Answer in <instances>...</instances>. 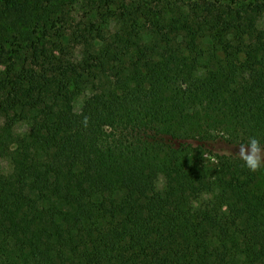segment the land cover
I'll return each mask as SVG.
<instances>
[{"label":"trees","instance_id":"1","mask_svg":"<svg viewBox=\"0 0 264 264\" xmlns=\"http://www.w3.org/2000/svg\"><path fill=\"white\" fill-rule=\"evenodd\" d=\"M263 13L0 0V264H264Z\"/></svg>","mask_w":264,"mask_h":264},{"label":"rangeland","instance_id":"2","mask_svg":"<svg viewBox=\"0 0 264 264\" xmlns=\"http://www.w3.org/2000/svg\"><path fill=\"white\" fill-rule=\"evenodd\" d=\"M152 1V0H150ZM156 1V0H153ZM158 1V0H157ZM213 1V0H211ZM264 1V0H263ZM83 6V7H82ZM85 3L82 2H76V8L73 9L74 11H77L76 14H79L75 20L78 22L81 20L82 16L85 14H88V9ZM214 18L216 21H219V15L216 13L214 14ZM108 30L111 28V25H107ZM258 28L264 29V13L260 17L259 23H258ZM76 57L79 59V50L76 52ZM11 96V92L7 89L0 90V102L8 99ZM84 94L80 95L77 98L75 108L79 109L82 104V100L84 98ZM26 126L24 124H19L16 126V132L18 134H22L25 132ZM13 148V147H12ZM246 154H249V156H252L258 163V165L261 167L260 170L256 171L255 174V180L251 184V189L257 192H264V149H251V150H244ZM213 162L214 160L211 159ZM1 167V172L7 174L9 171V166L7 161H2L0 163ZM159 188H161V181L157 184ZM6 195L18 203H23L26 200L27 197V192L24 186L14 183V182H9L8 185L5 188ZM52 231L53 235L56 238H62L64 236V226L61 223H53L52 225Z\"/></svg>","mask_w":264,"mask_h":264}]
</instances>
